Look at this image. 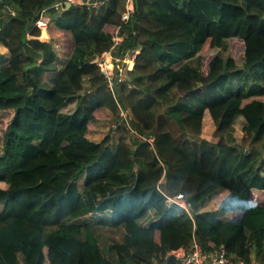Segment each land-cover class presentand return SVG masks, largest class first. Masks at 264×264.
Listing matches in <instances>:
<instances>
[{
  "label": "trees",
  "instance_id": "16d2710c",
  "mask_svg": "<svg viewBox=\"0 0 264 264\" xmlns=\"http://www.w3.org/2000/svg\"><path fill=\"white\" fill-rule=\"evenodd\" d=\"M55 1L0 0V264H184L171 251L194 238L264 264V84L227 86L253 67L264 79V0H133L127 22L126 0L65 3L48 7L44 41L36 21ZM117 28V53H137L116 64L132 83L119 98L140 132L154 125L151 142L109 127L116 101L95 58ZM169 90L177 102L155 116ZM233 194L247 210L227 208ZM91 213L125 230L112 258Z\"/></svg>",
  "mask_w": 264,
  "mask_h": 264
},
{
  "label": "built area",
  "instance_id": "2783aa9c",
  "mask_svg": "<svg viewBox=\"0 0 264 264\" xmlns=\"http://www.w3.org/2000/svg\"><path fill=\"white\" fill-rule=\"evenodd\" d=\"M70 2V4H83L86 3L89 7H94L96 4L100 3V0H56L51 5L42 7L40 9V17L37 19L36 24L39 28L48 29L50 22L52 21V16L47 13L49 6L60 7L63 4ZM129 0L126 3L125 11L122 14V20L127 22L131 14L134 11V1L133 6L128 5ZM44 14L48 16L47 20L43 18ZM124 36L120 32L119 28L116 29L112 36V46L107 51L98 54L95 58V62L99 67L100 72L105 77V82L108 89L112 92L116 101V114L110 118V129L112 132H121L128 134L137 139L147 140L151 142V136H147L145 133L140 132L134 125V116L130 111L129 107H125L118 98V90L122 86L131 87L132 83L128 80L120 70L117 69L116 64L120 63L126 59V62L130 66V61L135 60L137 55L136 51H124L120 50L118 52V46L121 44ZM123 56L125 57L123 60ZM165 194L166 202L169 204H175L188 213L191 214L192 203L181 193L179 194ZM172 254L181 260L184 264H259L258 261L252 260L247 263L245 260L236 258H231L224 245L214 247L210 250H205L202 244L197 240L193 239L187 250L181 251V248H177L171 251Z\"/></svg>",
  "mask_w": 264,
  "mask_h": 264
},
{
  "label": "rangeland",
  "instance_id": "374dc122",
  "mask_svg": "<svg viewBox=\"0 0 264 264\" xmlns=\"http://www.w3.org/2000/svg\"><path fill=\"white\" fill-rule=\"evenodd\" d=\"M127 1L128 0L125 1V5H126ZM128 5L133 6V0H129ZM9 10L14 12V11H16V7H14L11 4H8V6L6 8L2 9V11L5 14ZM43 18L46 21L48 16L46 14H44ZM43 30H45V32H46V37L42 36ZM38 38H40L41 40H44V41H49L50 34H49L48 29H46V28L41 29L40 28V35L38 36ZM7 52H8L7 48L4 47L2 44H0V53L7 54ZM231 53H232V48H230L229 44H227V46L222 51V55L224 57H226L227 55H229ZM124 58L125 57L123 56V60H124ZM129 61H130V64H132V62H133L132 59L129 60ZM126 62H128V59L122 61V63H126ZM192 63H196V61L193 60ZM255 68L256 67H253V68L249 69L248 71H243V72H240V73L232 74L230 79H229V81H228V83H227V86L228 87L232 86L234 89H237L239 87V84H241L240 82L243 81L242 79L246 78V75H247V81L248 82L254 83L256 81V79H257V81L260 82L263 85L264 84V79L258 78L255 75H253L254 73L252 71ZM260 83H258V84H260ZM122 89H123V94L122 93L121 94H122V97H123L124 94L130 89V87H128L126 85ZM117 95H118V98H119V94H117ZM256 97L264 99V95H259V96H256ZM119 100H120V98H119ZM120 101L125 107L126 106L129 107L128 104H126V100L123 99V100H120ZM176 102H177V98H174L173 92L171 90H169L154 105V107L152 108V113L156 116L158 113H160V112H162V111H164L166 109H169L170 107L174 106ZM115 114L116 113L111 114V116L113 117ZM242 126H243V119L242 118H238L236 120L234 128L232 129L233 134H234V132H236L238 134V136H240V138H239L240 141L236 142L237 144H240V143L243 142V136L245 135L244 131L242 130ZM153 128H154V125L151 128H146L145 131H144L145 134L147 136H152L154 134ZM202 134L204 136H208L209 138L213 139V137H212V129L210 127H204V129L202 130ZM131 138L133 139L132 136H131ZM83 219H86L88 221H93V223H92L93 230L96 233V235L98 237V240H99V243H100V246L103 248V250L106 248V245H109L110 243H113V242L121 241L123 239V237H124L123 229H121L120 227H116V226L110 225L109 223H99V222L97 223V222H95L96 216L94 214H92V213L90 215L88 214V216H86V217H83Z\"/></svg>",
  "mask_w": 264,
  "mask_h": 264
},
{
  "label": "clouds",
  "instance_id": "9594fccd",
  "mask_svg": "<svg viewBox=\"0 0 264 264\" xmlns=\"http://www.w3.org/2000/svg\"><path fill=\"white\" fill-rule=\"evenodd\" d=\"M227 208L232 209L235 214H239L242 210H247L249 203L247 200L241 198L238 194H233V196L227 201ZM222 208L225 207L224 204L221 205Z\"/></svg>",
  "mask_w": 264,
  "mask_h": 264
},
{
  "label": "crops",
  "instance_id": "0c3cea01",
  "mask_svg": "<svg viewBox=\"0 0 264 264\" xmlns=\"http://www.w3.org/2000/svg\"><path fill=\"white\" fill-rule=\"evenodd\" d=\"M43 37H46V35H42ZM41 36V37H42ZM108 109V108H107ZM108 110H110V109H108ZM234 136H235V138H236V142H239L240 140H239V138H240V136H238V134L236 133V132H234ZM113 226H115V225H113ZM116 227H120L121 229H123V231H124V233H125V230H124V228L122 227V226H116ZM95 233V232H94ZM95 235H96V233H95ZM96 237H97V235H96ZM97 239H98V237H97ZM98 243H99V240H98ZM110 244H112V243H110ZM109 244V245H110ZM109 245H106V248L103 250V248L100 246V243H99V246H100V248L102 249V251H103V253L106 255V256H109V257H113V252L112 251H110V249H109ZM188 247L189 246H181L180 248H181V251H184V250H187L188 249ZM236 259V258H235ZM240 259H243V258H240ZM243 260H245V259H243ZM252 260H256V261H258L259 262V264H263V263H261L257 258H256V256H255V252L254 251H251V253H250V255H249V261L247 262L246 260V262L247 263H249V262H251Z\"/></svg>",
  "mask_w": 264,
  "mask_h": 264
},
{
  "label": "water",
  "instance_id": "95a60500",
  "mask_svg": "<svg viewBox=\"0 0 264 264\" xmlns=\"http://www.w3.org/2000/svg\"><path fill=\"white\" fill-rule=\"evenodd\" d=\"M70 5H71L70 2H67V3H66V6H67V7H69ZM0 29H1V27H0Z\"/></svg>",
  "mask_w": 264,
  "mask_h": 264
}]
</instances>
